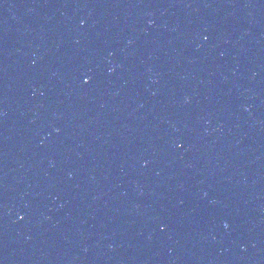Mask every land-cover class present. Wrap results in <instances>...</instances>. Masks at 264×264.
I'll return each instance as SVG.
<instances>
[{
	"label": "water",
	"instance_id": "95a60500",
	"mask_svg": "<svg viewBox=\"0 0 264 264\" xmlns=\"http://www.w3.org/2000/svg\"><path fill=\"white\" fill-rule=\"evenodd\" d=\"M0 264H264V0H89L0 94Z\"/></svg>",
	"mask_w": 264,
	"mask_h": 264
}]
</instances>
